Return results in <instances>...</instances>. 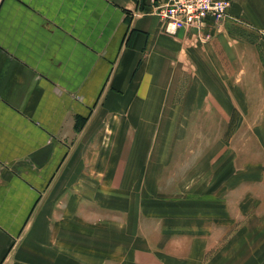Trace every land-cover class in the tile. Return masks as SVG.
I'll use <instances>...</instances> for the list:
<instances>
[{"label": "crops", "instance_id": "0c3cea01", "mask_svg": "<svg viewBox=\"0 0 264 264\" xmlns=\"http://www.w3.org/2000/svg\"><path fill=\"white\" fill-rule=\"evenodd\" d=\"M230 4L204 39L0 0V264H264V0Z\"/></svg>", "mask_w": 264, "mask_h": 264}, {"label": "built area", "instance_id": "2783aa9c", "mask_svg": "<svg viewBox=\"0 0 264 264\" xmlns=\"http://www.w3.org/2000/svg\"><path fill=\"white\" fill-rule=\"evenodd\" d=\"M155 15L163 24L168 35H175L179 30H193L204 39L203 33L209 29H219L228 17L230 0H161L154 3ZM139 13H144L140 10Z\"/></svg>", "mask_w": 264, "mask_h": 264}, {"label": "rangeland", "instance_id": "374dc122", "mask_svg": "<svg viewBox=\"0 0 264 264\" xmlns=\"http://www.w3.org/2000/svg\"><path fill=\"white\" fill-rule=\"evenodd\" d=\"M206 143H208V142L206 141ZM195 144H196V143L193 142V146H191V143H190V147H195Z\"/></svg>", "mask_w": 264, "mask_h": 264}]
</instances>
